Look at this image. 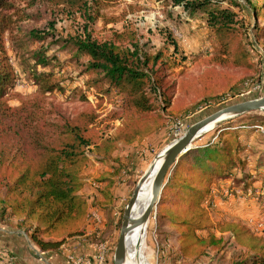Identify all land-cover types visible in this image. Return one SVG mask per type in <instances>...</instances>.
Listing matches in <instances>:
<instances>
[{"label": "rangeland", "instance_id": "1", "mask_svg": "<svg viewBox=\"0 0 264 264\" xmlns=\"http://www.w3.org/2000/svg\"><path fill=\"white\" fill-rule=\"evenodd\" d=\"M167 1L99 0L97 4L89 0L90 15L94 18L90 21L81 4H60L58 0H12L14 9L9 14L16 22L4 34V49L16 78L14 90L8 97L9 105L18 108L24 102L43 100L51 117L57 115L72 119L82 112L93 113L96 120L91 125L92 134L101 138L113 134L125 119L123 95L119 91L104 88L86 92L80 83L65 85L63 93L39 96L34 76L54 73L57 77L77 78L82 70L77 64V52L71 41L85 39L88 35L98 43H115L129 49H135L137 45L144 53L163 50L166 57L177 60L175 72L162 76L165 97H171L172 107L164 111L165 100L161 97L155 100L160 107L155 113L162 116L156 131L133 145H121L114 153V158L120 162H101L91 152L88 153L91 157H88L89 164L84 173L86 189L95 197L96 188L88 181L105 182L107 186L103 196L108 200L110 192L107 190L119 185L114 197L110 198V202L118 206L119 213L116 231L109 243L111 251L105 243L107 240L101 236L96 238L98 247L112 260L124 209L155 158L192 125L216 111L264 97V49L262 43L260 46L254 43L252 32L256 20L249 0L212 1H215V7L235 12L241 24L248 28V43L254 54L253 67L258 72L210 64L219 43L207 28L206 14L200 12L191 17L182 6ZM172 41L178 46L176 55L173 54ZM41 54L48 57L49 66L37 64L36 57ZM59 63L63 66L60 67ZM85 76L89 77V74ZM174 83L176 85L172 86ZM83 95L88 97V101H81ZM220 128L235 129L247 144L245 170L238 171L235 178L222 183L204 203L210 212L213 233L225 241L224 250L210 252L198 260L185 257L180 248L178 228L160 221L156 210L139 232V245L149 264H242L257 252L258 247L264 246V113L245 114L231 119L219 129L203 133L193 143V149L215 143ZM260 166L261 172H258L256 167ZM249 175L254 182L245 193L244 184L237 187L238 180ZM94 204L103 202H96L95 198L91 202ZM0 247L31 256L34 260L46 255L37 250L23 230L17 228L16 219L0 221ZM70 261L76 264L71 258Z\"/></svg>", "mask_w": 264, "mask_h": 264}, {"label": "trees", "instance_id": "2", "mask_svg": "<svg viewBox=\"0 0 264 264\" xmlns=\"http://www.w3.org/2000/svg\"><path fill=\"white\" fill-rule=\"evenodd\" d=\"M88 1L58 0V3L81 4L93 21ZM11 2L0 0V221L16 219L17 228L27 234L41 253L58 252L67 240L83 234L88 218V202L82 194L89 164L87 154L91 152L101 162H120L114 153L121 145H133L156 131L162 116L155 113L160 109L155 100L158 97L165 100L164 111L172 107L171 97H165L162 76L174 73L178 64L173 57H166L163 50L144 53L137 45L129 49L115 43H98L88 35L71 41L82 70L77 78L57 77L54 73L34 76L39 96L63 93L65 85L80 83L86 92L104 88L119 91L123 95L125 119L107 137L92 134L91 125L96 120L93 113L82 112L72 119L51 117L43 100L24 102L13 108L8 97L16 78L4 49V34L16 22L9 14L14 9ZM169 2L182 6L191 17L200 12L206 14L207 28L219 43L210 64L258 72L253 67L248 28L241 24L235 12L215 7L212 0ZM248 4L256 20L252 32L254 43L258 46L262 43L264 49V0H249ZM171 44L176 55L178 46L174 41ZM36 58L37 64L50 65L45 54ZM59 66L63 65L59 63ZM81 101H88V97L83 95ZM217 136L215 143L197 146L179 160L156 209L160 221L178 228L181 252L187 258L203 259L210 252L224 250L225 241L213 233L210 212L204 203L222 183L235 178L238 171L243 172L247 164L244 155L247 144L238 131L220 128ZM262 166L256 170L261 172ZM251 176L238 180L237 187L244 184L245 193L254 182ZM256 251L242 264H264V246ZM2 261L27 264L5 247H0Z\"/></svg>", "mask_w": 264, "mask_h": 264}, {"label": "water", "instance_id": "3", "mask_svg": "<svg viewBox=\"0 0 264 264\" xmlns=\"http://www.w3.org/2000/svg\"><path fill=\"white\" fill-rule=\"evenodd\" d=\"M254 112L264 113V97L235 103L216 111L210 116L192 125L180 139L176 140L164 151L162 156H157L156 159L161 156V164L157 167L155 162L151 163L136 185L129 202L124 209L120 234L114 252L113 264L124 263L128 234L148 223L152 214L156 211L161 202L162 193L171 171L177 165L179 160L193 149V143L196 139L205 133L209 126H212V129H219V127L226 124L231 119ZM151 178V199L148 207L142 217L134 219L133 210L139 199L141 190Z\"/></svg>", "mask_w": 264, "mask_h": 264}, {"label": "crops", "instance_id": "4", "mask_svg": "<svg viewBox=\"0 0 264 264\" xmlns=\"http://www.w3.org/2000/svg\"><path fill=\"white\" fill-rule=\"evenodd\" d=\"M88 183L94 185L93 188L95 187L96 191H94L95 193V197H94L91 194V191H88L86 189V185L82 190V194L85 195L86 199L88 197L87 199L88 218L83 226V234L81 236L67 240V242L59 249L58 252L56 251V252L43 253L46 254L45 257H41L39 255L40 256L39 260H34V258H31V256L26 257V255L24 254L22 255L17 253L25 263L71 264L70 258L72 262H74V260L76 262L77 259H81V258L94 260V258L97 257V255L101 252V249L98 247V243L96 241V238H98L99 236H101V239L107 240V242L105 243H107L109 246L110 239L115 234L116 231V227L118 223V215H119L118 206H115V203L110 202V198L111 196L114 197L115 191L119 185L117 184L113 188L109 189V191L107 190V192H110L108 197L109 201H108L103 196V192H106L105 189L107 183L105 182L92 183V180L88 181ZM95 198H96V202L100 201L101 203L103 202V204L101 205L94 204V206L91 205V202ZM109 250L111 251L110 246H109ZM33 252L36 255L38 254L37 251H34V249ZM111 261L113 262L112 257L110 255H107L104 264H111ZM92 264H96V263L93 261Z\"/></svg>", "mask_w": 264, "mask_h": 264}, {"label": "bare ground", "instance_id": "5", "mask_svg": "<svg viewBox=\"0 0 264 264\" xmlns=\"http://www.w3.org/2000/svg\"><path fill=\"white\" fill-rule=\"evenodd\" d=\"M211 129H212V126H209L206 132L210 131ZM164 151H162L159 155L162 156ZM161 156L158 157V159H156L157 158L156 157L154 160L155 165H157V167L161 164V159H160ZM151 188H152V178L148 182H146V184L143 186L141 190L139 199L133 210L134 219H138L142 217L145 210L147 209L148 204L151 199ZM140 228L141 227L131 231L127 236V246L125 250L123 264H149L144 255L142 247L139 245Z\"/></svg>", "mask_w": 264, "mask_h": 264}, {"label": "built area", "instance_id": "6", "mask_svg": "<svg viewBox=\"0 0 264 264\" xmlns=\"http://www.w3.org/2000/svg\"><path fill=\"white\" fill-rule=\"evenodd\" d=\"M87 156L89 158L91 157L89 154H87ZM105 259H106V252L104 250H101V252L97 255V257L94 258V260L81 258V259H77L75 263L76 264H92L94 261L96 264H104Z\"/></svg>", "mask_w": 264, "mask_h": 264}]
</instances>
